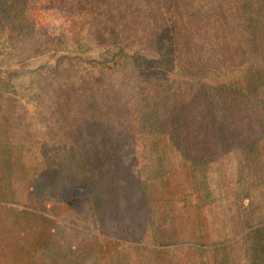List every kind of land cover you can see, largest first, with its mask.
I'll use <instances>...</instances> for the list:
<instances>
[{"label": "trees", "instance_id": "16d2710c", "mask_svg": "<svg viewBox=\"0 0 264 264\" xmlns=\"http://www.w3.org/2000/svg\"><path fill=\"white\" fill-rule=\"evenodd\" d=\"M134 2L140 23L126 35L110 2L78 0L75 33L56 38L37 37L32 19L23 29L27 0H0L1 18L22 28L12 49L25 43L10 77L29 80L12 93L38 100L47 150H57L24 167L35 171L25 185L12 182L19 200L33 199L18 209L27 244L15 234L8 263L2 238L0 264H264V216L243 208L264 184V0ZM222 128L244 153L236 220L220 229L208 143Z\"/></svg>", "mask_w": 264, "mask_h": 264}, {"label": "rangeland", "instance_id": "374dc122", "mask_svg": "<svg viewBox=\"0 0 264 264\" xmlns=\"http://www.w3.org/2000/svg\"><path fill=\"white\" fill-rule=\"evenodd\" d=\"M107 1L111 3L114 9L111 25H116L117 23L123 25L121 27L123 35L128 34L127 29H133L139 25L140 21L134 0ZM27 3V6H22L18 13V19L23 24V29L29 24V20L32 19L35 27L34 34L37 37L54 36L58 38L63 35L73 36L79 23L78 15L81 13L78 7V0H27ZM81 3H84V1ZM21 29L17 21L12 23L0 16V240L3 238L5 243H7L5 254L8 263L11 260L10 247L13 248V244L16 242L14 235H19V242L22 245L27 244L25 241L27 237L25 236V230L27 229L28 221L24 215L19 213L18 209H27V207L32 205L33 201V199L26 201L27 198L25 196H21L23 201L19 200L17 195L13 194L11 184L19 178L20 182L25 185L29 177L34 176L35 171L32 169V171L28 172L24 167L32 166V168H35L37 167L35 166L36 163H40L45 154L50 153V155H53L57 153V150L53 152H48L47 150L50 139L40 117L38 100L29 101L22 95V91H19L17 95L12 93V83L17 86L18 81L19 84L25 85L29 80L26 76L17 81L10 77V73L17 66L20 67L22 65L20 62L25 55L15 53L18 49H25V43H22L21 40H18L14 49L11 47L14 44L12 38L14 34L12 32L16 33L15 36L18 39L19 35H22ZM35 49H39V44ZM38 63L36 61L35 64L37 65ZM227 130V128H222L218 132L216 129L217 134L213 133L217 137L212 141V144L208 143L210 152L213 153L211 157V185L216 190L218 201L214 211L210 214L212 217L210 220H215V226L220 229L225 228V226L226 228L233 227L236 220L237 214L232 209L230 194L239 170L238 158L244 153L237 142L231 139V135H229ZM193 147L201 148V145L193 144ZM235 148H238L237 151H235ZM14 160L22 163L17 171L16 168L18 167L12 166ZM134 161V159L127 161L126 166L133 165ZM139 162V165H144L142 161ZM21 191L23 194L25 193L24 188H21ZM151 195L153 196V194ZM253 196L256 198L255 202L251 204L252 201L245 200L243 208H249L248 217L264 216V184L259 189L254 188ZM33 205L37 212H42L43 206L40 208L39 201L33 202ZM164 210L165 206L155 207L156 214H160ZM46 213L53 217V227L67 234L60 223L61 219H63L61 212L52 208L51 204H48ZM178 214L175 213V216ZM37 219L30 223L38 224ZM191 222L189 219L185 220V218L179 217L176 225H190Z\"/></svg>", "mask_w": 264, "mask_h": 264}]
</instances>
